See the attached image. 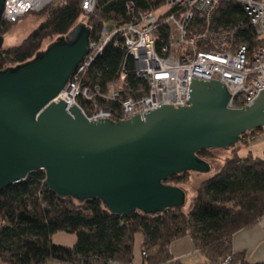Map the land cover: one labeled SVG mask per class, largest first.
Here are the masks:
<instances>
[{"label":"water","instance_id":"95a60500","mask_svg":"<svg viewBox=\"0 0 264 264\" xmlns=\"http://www.w3.org/2000/svg\"><path fill=\"white\" fill-rule=\"evenodd\" d=\"M4 6L0 0V50ZM83 21L35 60L0 72V192L44 171L48 189L100 199L122 217L188 207L191 193L164 182L209 172L198 152L230 150L263 128L264 91L232 109L225 84L192 78L185 106L163 105L118 123L90 121L75 105L55 100L90 51L91 29Z\"/></svg>","mask_w":264,"mask_h":264},{"label":"trees","instance_id":"16d2710c","mask_svg":"<svg viewBox=\"0 0 264 264\" xmlns=\"http://www.w3.org/2000/svg\"><path fill=\"white\" fill-rule=\"evenodd\" d=\"M150 0H113L91 17V36L101 29V19L126 21V4L147 6ZM82 0H68L66 6L54 5L41 12L46 20L20 45L0 50V72L35 60L46 40L68 38L83 14ZM102 17V18H101ZM128 18V17H127ZM219 25L244 24L243 35L252 44L254 33L248 29L243 9L236 3L223 5L216 15ZM14 24L2 22L1 34ZM121 46L109 44L96 60L91 80L106 86L115 80L125 61ZM128 81L138 87L135 63L127 59ZM264 132V127L244 134L246 138ZM248 143L247 141H245ZM210 162L218 156L207 149L197 153ZM192 172L172 176L166 185L182 187L191 183ZM44 171H36L0 192V264H134L137 236L145 264H183L169 248L189 238L207 264L251 263L246 252H234L232 241L241 230L250 228L264 217V158L252 152L240 155V148L224 159L222 169L201 181L192 209H169L163 213L135 212L130 216L114 215L100 199L79 200L64 197L46 186ZM77 236L73 246L56 244L55 234Z\"/></svg>","mask_w":264,"mask_h":264},{"label":"built area","instance_id":"2783aa9c","mask_svg":"<svg viewBox=\"0 0 264 264\" xmlns=\"http://www.w3.org/2000/svg\"><path fill=\"white\" fill-rule=\"evenodd\" d=\"M112 1L82 0L83 22L91 31L90 18ZM229 3L242 7L256 44L243 35L244 24L216 21L219 9ZM67 4L68 0H5L3 22L14 24ZM126 14L123 22L101 17L102 27L90 37L89 53L55 100L75 105L90 121L118 123L163 105L185 106L192 78L225 84L232 109L252 104L264 91V0H150L146 7L129 2ZM111 43L121 46L126 58L117 78L101 86L91 80V71ZM128 58L135 63L138 87L129 84Z\"/></svg>","mask_w":264,"mask_h":264},{"label":"rangeland","instance_id":"374dc122","mask_svg":"<svg viewBox=\"0 0 264 264\" xmlns=\"http://www.w3.org/2000/svg\"><path fill=\"white\" fill-rule=\"evenodd\" d=\"M83 19H85V16L80 17L78 24L80 23V21L82 22ZM45 20H46V16L41 15V12H40V13L29 14L25 18H22L16 23H14L11 31L2 35V37L5 40V43L2 49H8V48L20 45ZM108 29L110 31L113 30V26L109 25ZM56 39L57 37L54 39L46 40L42 49L46 50L53 42L56 41ZM245 141H247L248 143H246ZM245 141H241L237 143L235 147H232L230 150H227L223 147L212 149L213 152L218 156V158L209 162V164H211L213 169L210 170L209 172H192L191 183L188 185L182 186L183 188L187 189V191L191 193L192 195L191 199L188 200L190 202L188 207H183L184 211L188 212L192 209L193 200L197 194V189L201 181L211 178L214 175H216L222 169L224 159L231 156V153L234 149L240 148V155L242 156L246 155L249 152H252L255 156L264 158V132H262L261 134L257 133L255 137L253 136L251 138H246ZM53 241L56 244L73 246L77 241V236L74 234L66 233V232H59L54 235ZM139 242H140V236H137L135 252H134V263H137V264H141L143 261L141 252H140ZM188 244H190L191 252H190L189 257H187L183 261V263L184 264H206L205 257L202 254H199L193 251L194 250L193 243L190 242ZM252 262L257 263L258 258H253ZM49 264H59V263L54 261ZM111 264H117V263H111Z\"/></svg>","mask_w":264,"mask_h":264},{"label":"crops","instance_id":"0c3cea01","mask_svg":"<svg viewBox=\"0 0 264 264\" xmlns=\"http://www.w3.org/2000/svg\"><path fill=\"white\" fill-rule=\"evenodd\" d=\"M190 242L193 243L191 239L184 238L182 240L175 242L171 246V253L173 257L178 258L181 263H183V261L190 255L191 247L190 244H188ZM140 243L141 242H139V247H140ZM193 246H194L193 251L199 253L194 243ZM232 247L234 252L245 251L246 257L251 263H254L252 262L253 258H258L257 263L264 262V217L256 225L238 232L233 238ZM141 264H145L144 259Z\"/></svg>","mask_w":264,"mask_h":264}]
</instances>
